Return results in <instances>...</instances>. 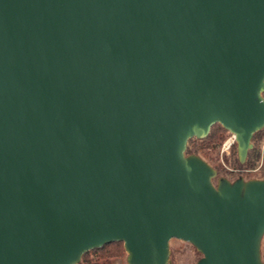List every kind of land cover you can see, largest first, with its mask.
<instances>
[{
	"label": "water",
	"instance_id": "obj_1",
	"mask_svg": "<svg viewBox=\"0 0 264 264\" xmlns=\"http://www.w3.org/2000/svg\"><path fill=\"white\" fill-rule=\"evenodd\" d=\"M264 129V0H0V264H264V178L188 152Z\"/></svg>",
	"mask_w": 264,
	"mask_h": 264
},
{
	"label": "rangeland",
	"instance_id": "obj_2",
	"mask_svg": "<svg viewBox=\"0 0 264 264\" xmlns=\"http://www.w3.org/2000/svg\"><path fill=\"white\" fill-rule=\"evenodd\" d=\"M214 134H217V139L214 142L204 141ZM209 136L205 139H192L189 142L188 152L189 149L198 151L193 153L200 155L217 169L219 177H225L231 181L237 180L239 177H244L246 180L264 178V131L253 138L254 148L250 150L244 164L238 160L237 142L232 133L221 125H214ZM170 248V264H196L202 257L193 245L179 239H173ZM262 255L264 259V238ZM99 262L101 264H127V253L125 251L121 257L102 259Z\"/></svg>",
	"mask_w": 264,
	"mask_h": 264
},
{
	"label": "trees",
	"instance_id": "obj_3",
	"mask_svg": "<svg viewBox=\"0 0 264 264\" xmlns=\"http://www.w3.org/2000/svg\"><path fill=\"white\" fill-rule=\"evenodd\" d=\"M220 126L219 124H216ZM264 129L258 133L255 134L254 137L258 136L260 133H262ZM217 139V134L209 136L204 141H212L214 142ZM198 152L193 149H189V153ZM239 160V159H238ZM240 162V161H239ZM125 253L124 244L123 242H114L105 245L102 248L92 250L84 255L82 261L80 264H101L99 261L102 259H110V258H117L123 256ZM95 256L96 258H94Z\"/></svg>",
	"mask_w": 264,
	"mask_h": 264
}]
</instances>
